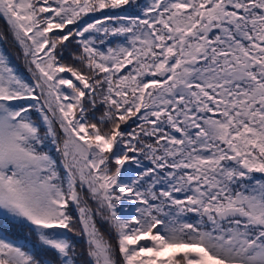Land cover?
Masks as SVG:
<instances>
[{
    "label": "snow or ice",
    "instance_id": "obj_1",
    "mask_svg": "<svg viewBox=\"0 0 264 264\" xmlns=\"http://www.w3.org/2000/svg\"><path fill=\"white\" fill-rule=\"evenodd\" d=\"M0 16L31 72L0 53V264H264V0Z\"/></svg>",
    "mask_w": 264,
    "mask_h": 264
},
{
    "label": "trees",
    "instance_id": "obj_2",
    "mask_svg": "<svg viewBox=\"0 0 264 264\" xmlns=\"http://www.w3.org/2000/svg\"><path fill=\"white\" fill-rule=\"evenodd\" d=\"M12 39H13V37L10 34L8 25H6V23L4 22V19L2 17H0V53H3L4 55H6L9 58L11 64L19 71V73L21 75H23L25 78L30 79L31 76L27 72L24 61L22 59V56H20L18 47H17V45L14 44ZM13 49H15L16 54H14ZM72 51H75V45L74 44L71 45L69 49L64 51L65 60H67V61L71 60L70 52H72ZM101 114H102V109H97L95 112V115L97 117H99ZM48 150L50 151L52 156L59 163L61 161V153L58 152L56 150V147L54 145H51L50 142H49ZM61 172L63 173L62 166H61ZM78 191H79V189H78ZM85 193H86V190H84L81 193V195L86 198L87 195H85ZM88 203H89V205H91L90 200H88ZM70 210H71L72 215L74 217L78 216V213L76 212L74 205L70 206ZM77 227H78V225H77ZM98 227L101 229V231L103 233H105L106 237L114 243L112 236L109 235V233H108V228L105 225H103L100 221H98ZM72 239H73V242L77 245V250L79 252H84L86 250L87 245H86V241L83 237L72 234ZM47 256L52 258V259H55V257L51 253L47 254ZM81 258L83 259V257H81Z\"/></svg>",
    "mask_w": 264,
    "mask_h": 264
},
{
    "label": "rangeland",
    "instance_id": "obj_3",
    "mask_svg": "<svg viewBox=\"0 0 264 264\" xmlns=\"http://www.w3.org/2000/svg\"><path fill=\"white\" fill-rule=\"evenodd\" d=\"M0 17H2L3 19H4V22L6 23V19L3 17V16H0ZM6 25H7V23H6ZM10 31V30H9ZM10 34H11V36L13 37V34L10 32ZM13 42H14V44L15 45H17V47H18V50H19V53H20V56H22V59H23V61H24V64H25V67H26V69H27V72L30 74V76H31V72L29 71V64H28V60L26 59V57H25V55H24V52H23V49L20 47V45L16 42V40L14 39V37H13ZM13 52H14V54H16V51H15V49H13ZM61 140H62V137H61ZM147 163V162H146ZM85 190H86V188H85ZM85 195H88L87 194V190H86V193H85ZM90 202H91V206L94 208L95 207V204H94V202L93 201H91L90 200ZM127 207V206H126ZM78 217V216H77ZM98 221H99V219H98ZM102 223V222H101ZM103 225H105L107 228H108V233H109V227H108V225L106 224V223H102ZM112 236V238H113V240H114V243L113 244H115V237H114V235H111Z\"/></svg>",
    "mask_w": 264,
    "mask_h": 264
}]
</instances>
